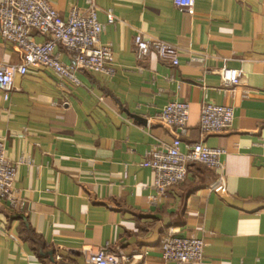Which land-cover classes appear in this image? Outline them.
<instances>
[{
  "label": "crops",
  "instance_id": "crops-1",
  "mask_svg": "<svg viewBox=\"0 0 264 264\" xmlns=\"http://www.w3.org/2000/svg\"><path fill=\"white\" fill-rule=\"evenodd\" d=\"M49 1L62 16L88 8V0ZM95 3L113 76L80 70V85H62L51 69L34 66L16 75L8 100L0 89L6 156L30 160L17 169V203L0 200V264H90L88 251L106 246L135 255L124 264H180L161 254L170 230L203 238L201 264H264V0H195L192 13L173 0ZM138 33L175 45L179 64L154 52L139 59ZM5 63L22 56L0 34ZM223 67L242 70L235 88L217 71ZM175 100L190 106L183 151L201 139L226 150L224 186L194 163L164 195L154 188L147 154L178 135L158 118ZM204 102L233 106L232 128L202 137Z\"/></svg>",
  "mask_w": 264,
  "mask_h": 264
},
{
  "label": "built area",
  "instance_id": "built-area-1",
  "mask_svg": "<svg viewBox=\"0 0 264 264\" xmlns=\"http://www.w3.org/2000/svg\"><path fill=\"white\" fill-rule=\"evenodd\" d=\"M173 3L191 13L194 11L195 0H173ZM116 21L117 17L109 9L108 22ZM104 28L98 19L95 0H88V8L84 11L73 7L67 16H62L49 0H2L0 34L22 56L20 64H0V89L4 98L8 100L17 90L16 75H25L34 66L51 69L62 85L66 81L80 85L81 80L77 76L80 70L113 76L116 72L114 52L109 45L100 43ZM37 35L44 40L37 41ZM134 44L139 59H145L154 52L164 62L179 64V50L171 43L138 33ZM59 47L69 54V63L60 59ZM217 71L232 88L240 83L242 70L223 67ZM189 116V103L179 100L168 102L158 114L163 123L179 132L170 144L155 147L147 154L146 164L154 171V188L159 195L183 182L194 163H201L218 175L214 186L225 185L226 175L221 160L226 152L224 148L210 147L201 139L187 144L186 150L181 149V137L187 132ZM234 119L233 106L204 102L200 116L201 136L228 131ZM5 148V140L0 138V200L16 204L14 183L17 169L20 163H30V160L14 162L6 156ZM205 246L203 238L180 236L170 230L161 240V254L166 262L201 264ZM134 256L107 246L89 250L87 255L90 264H124Z\"/></svg>",
  "mask_w": 264,
  "mask_h": 264
}]
</instances>
